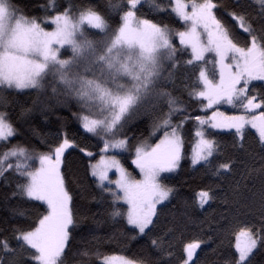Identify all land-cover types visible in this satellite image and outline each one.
Wrapping results in <instances>:
<instances>
[{
  "label": "snow or ice",
  "instance_id": "6c2138e0",
  "mask_svg": "<svg viewBox=\"0 0 264 264\" xmlns=\"http://www.w3.org/2000/svg\"><path fill=\"white\" fill-rule=\"evenodd\" d=\"M252 3L44 0L30 14L0 0V181L29 224L0 229V264H264V0ZM35 114L61 122L52 137L33 129L44 150L20 139ZM76 153L80 192L67 180ZM184 160L213 183L188 196L169 183ZM113 241L140 252L102 251Z\"/></svg>",
  "mask_w": 264,
  "mask_h": 264
},
{
  "label": "trees",
  "instance_id": "16d2710c",
  "mask_svg": "<svg viewBox=\"0 0 264 264\" xmlns=\"http://www.w3.org/2000/svg\"><path fill=\"white\" fill-rule=\"evenodd\" d=\"M43 2L44 0H16V3L21 5L24 8V10L30 14H38L40 12L38 5ZM58 2L66 4L69 2V0H58ZM77 2H80V0H77ZM99 2L103 3L104 0H99ZM113 2L118 3L119 0H113ZM225 3L230 5L231 0H225ZM245 4H246V10L249 11L250 13H254L259 7L258 5L253 4L252 0H245ZM144 12L145 14H149L150 9L145 7ZM157 18H163V17L161 16ZM223 20L225 23H231L230 17H228L227 15L223 16ZM165 22L171 23L172 20L169 17ZM238 38L240 39L241 43L244 42L242 36ZM19 99L22 102L24 101L30 102V98L24 95H21ZM182 99L187 101V96L186 95L182 96ZM221 109L228 113L235 112V110L232 111L222 107ZM16 110L18 111V109ZM57 111L64 116L69 115V113L65 109H58ZM190 111L193 114H195L198 111V107L195 104H192L190 106ZM210 112L211 110H209V113ZM66 127L74 131L78 128V124H76L74 121L70 119L67 122ZM60 128H61V122L57 120L55 115H51L47 119H45L40 114H35L30 122L28 123L21 122L20 139L21 142L32 144L38 147L40 150H44V146L40 144L39 139L33 136V129H36L39 132V134L42 136L52 137L57 133V131ZM192 133H193L192 122H189V124L186 125L184 129L186 153L189 151V149L192 146V141H193ZM220 136L222 137L223 142L227 145L226 154L228 156L237 155V153H235L231 148L230 134L221 133ZM81 156L82 154L76 153L70 159V166H69L67 180L73 192H80L81 191L80 185L86 182L85 173H84V162ZM122 162L125 164L126 167H128L129 171H133L134 175L138 173L137 170L135 169V166L131 164L130 160H123ZM169 183L179 186L181 188L182 193L188 196V195H192L194 191L199 190L200 188L206 186L207 184L213 183V178L210 177L209 175H206L203 169H201L200 171L193 169L190 166V162L188 160H184L182 161V170L179 173L172 174V178L169 180ZM95 191L96 190L94 189V186L89 185L88 191L84 195L87 196L89 194H94ZM224 191H227V184H221V195H223ZM6 192L7 189H5L4 187V182L0 181V229H7L10 234L11 227L14 224H21L24 227H28L29 224L23 223V221L19 218L14 219L12 217L11 209L14 206V202L6 199ZM214 207L217 209V211H219V209L223 206L217 203ZM96 208L97 206L95 204L90 203L84 197H81L76 203V210L80 214L92 215L93 212L96 210ZM35 216L36 213L34 211L32 214V220H35ZM106 230H107V226H105V228L103 229H100V232L103 233ZM81 231H82V235L77 237L78 246L89 235L87 224L84 226V228ZM101 248L102 251L110 255H127L131 257L134 254H139L140 252V247L135 242H132V244L129 245L123 242L117 243L113 241L112 243H104L101 246Z\"/></svg>",
  "mask_w": 264,
  "mask_h": 264
},
{
  "label": "rangeland",
  "instance_id": "374dc122",
  "mask_svg": "<svg viewBox=\"0 0 264 264\" xmlns=\"http://www.w3.org/2000/svg\"><path fill=\"white\" fill-rule=\"evenodd\" d=\"M222 108H226V109H229V110H232L233 111V109H231L229 106H222ZM221 111H224V110H222V109H220ZM226 112V111H225ZM227 114H234V113H228V112H226ZM137 170V172H138V169H136ZM165 175H169V174H165Z\"/></svg>",
  "mask_w": 264,
  "mask_h": 264
}]
</instances>
